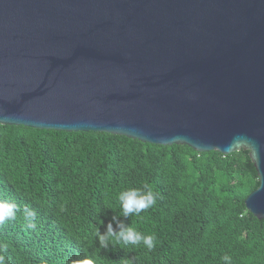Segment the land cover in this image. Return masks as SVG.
<instances>
[{
  "label": "water",
  "instance_id": "obj_1",
  "mask_svg": "<svg viewBox=\"0 0 264 264\" xmlns=\"http://www.w3.org/2000/svg\"><path fill=\"white\" fill-rule=\"evenodd\" d=\"M0 124L245 150L264 219V0H0Z\"/></svg>",
  "mask_w": 264,
  "mask_h": 264
},
{
  "label": "trees",
  "instance_id": "obj_2",
  "mask_svg": "<svg viewBox=\"0 0 264 264\" xmlns=\"http://www.w3.org/2000/svg\"><path fill=\"white\" fill-rule=\"evenodd\" d=\"M149 185L156 204L125 221L154 234L143 245H99L96 230L118 213L117 194ZM258 187L245 150L224 155L101 132L0 124V198L37 213L0 225L6 264H264V219L244 201ZM18 217L20 214H17ZM103 231V228H100Z\"/></svg>",
  "mask_w": 264,
  "mask_h": 264
},
{
  "label": "clouds",
  "instance_id": "obj_3",
  "mask_svg": "<svg viewBox=\"0 0 264 264\" xmlns=\"http://www.w3.org/2000/svg\"><path fill=\"white\" fill-rule=\"evenodd\" d=\"M119 205L118 213H114L111 219L104 223L100 222L96 230V238L99 245L107 248L109 244L113 245H143L151 251L156 246V237L154 234H144L137 230L134 225H129L125 221L129 218H141V213L156 204L157 193L147 184L141 187H129L117 194ZM20 214L18 217L17 214ZM22 218L29 229L37 227V213L31 207L25 205L21 208L15 201L0 198V225L6 222H14ZM103 228V231H100ZM6 243H0V250H7ZM224 264H231V258L228 255L221 257ZM0 264H6V257L0 254ZM71 264H94L91 258L74 259Z\"/></svg>",
  "mask_w": 264,
  "mask_h": 264
}]
</instances>
